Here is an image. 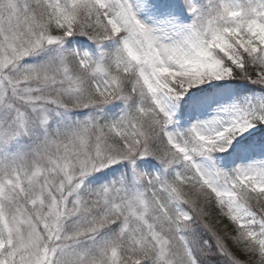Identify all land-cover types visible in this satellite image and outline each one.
<instances>
[{
  "label": "snow or ice",
  "instance_id": "obj_1",
  "mask_svg": "<svg viewBox=\"0 0 264 264\" xmlns=\"http://www.w3.org/2000/svg\"><path fill=\"white\" fill-rule=\"evenodd\" d=\"M0 264H264V0H0Z\"/></svg>",
  "mask_w": 264,
  "mask_h": 264
}]
</instances>
